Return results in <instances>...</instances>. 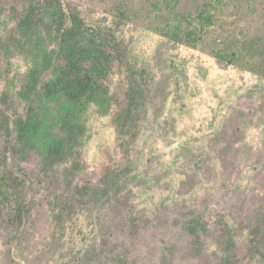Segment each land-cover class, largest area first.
Wrapping results in <instances>:
<instances>
[{"label": "rangeland", "instance_id": "1", "mask_svg": "<svg viewBox=\"0 0 264 264\" xmlns=\"http://www.w3.org/2000/svg\"><path fill=\"white\" fill-rule=\"evenodd\" d=\"M63 1L145 71L133 168L117 192L96 195L74 215L52 212L33 193L26 197L36 200L33 211L20 224L0 211V264H225V255L232 264H264L263 256L250 260L255 246L244 254L246 243L264 242V0ZM34 53L30 45L17 53L11 78L26 74ZM63 105L46 104L52 133ZM81 123L85 172L97 181L116 133L97 105ZM46 137L21 145L2 169L35 183ZM69 172L66 163L47 172L59 193L72 182Z\"/></svg>", "mask_w": 264, "mask_h": 264}, {"label": "trees", "instance_id": "2", "mask_svg": "<svg viewBox=\"0 0 264 264\" xmlns=\"http://www.w3.org/2000/svg\"><path fill=\"white\" fill-rule=\"evenodd\" d=\"M167 36L181 41L174 33ZM185 42L196 44L189 30ZM27 45L35 51L34 65L14 80L12 60ZM215 56L224 60L219 52ZM148 94L145 71L130 62L127 50L114 36L87 24L75 7L63 0H0V211L9 210L11 222L20 224L36 203L26 198L31 193L43 195L52 212L60 208L74 215L96 195L117 192L118 181L133 168V147L141 133ZM56 98H62L65 105L52 133L46 129L43 116L46 104ZM90 105L110 112L116 133L115 142L105 149L108 160L101 164L97 181L85 172L81 152L85 132L81 116ZM40 135L47 136L45 160L42 176L35 183L26 181L22 174L13 175L11 169L9 174L2 169L10 154L18 153L21 145ZM65 163L72 182L67 180L59 193L47 172ZM76 178L81 180L79 184L74 183ZM190 232L195 234L196 230ZM246 244L249 250L246 247L245 256L250 245L255 246L249 258L261 262L264 242ZM230 259L225 255L224 263L232 264Z\"/></svg>", "mask_w": 264, "mask_h": 264}]
</instances>
